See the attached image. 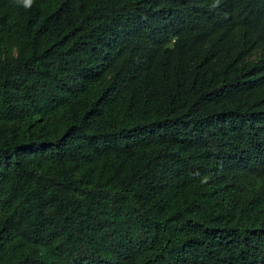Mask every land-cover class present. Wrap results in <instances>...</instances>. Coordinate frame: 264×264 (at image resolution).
Masks as SVG:
<instances>
[{"label":"trees","instance_id":"16d2710c","mask_svg":"<svg viewBox=\"0 0 264 264\" xmlns=\"http://www.w3.org/2000/svg\"><path fill=\"white\" fill-rule=\"evenodd\" d=\"M0 264H264V0H0Z\"/></svg>","mask_w":264,"mask_h":264},{"label":"clouds","instance_id":"9594fccd","mask_svg":"<svg viewBox=\"0 0 264 264\" xmlns=\"http://www.w3.org/2000/svg\"><path fill=\"white\" fill-rule=\"evenodd\" d=\"M33 3V0H23V4L25 7H30Z\"/></svg>","mask_w":264,"mask_h":264}]
</instances>
